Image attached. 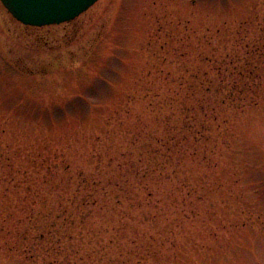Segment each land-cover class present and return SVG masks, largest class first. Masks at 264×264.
<instances>
[{"label":"rangeland","instance_id":"rangeland-1","mask_svg":"<svg viewBox=\"0 0 264 264\" xmlns=\"http://www.w3.org/2000/svg\"><path fill=\"white\" fill-rule=\"evenodd\" d=\"M212 67L233 80L191 98ZM0 86V264H264V0H98L41 27L0 2Z\"/></svg>","mask_w":264,"mask_h":264},{"label":"snow or ice","instance_id":"snow-or-ice-1","mask_svg":"<svg viewBox=\"0 0 264 264\" xmlns=\"http://www.w3.org/2000/svg\"><path fill=\"white\" fill-rule=\"evenodd\" d=\"M204 79L199 80L197 83L190 84L188 88L189 95L191 98L195 99L197 96V93L200 91V89H204V91L208 92L209 94L215 95L218 93H222L229 85V83L233 80L234 72L232 69H220L218 67H212L208 69H204ZM103 79V78H101ZM99 87L102 90L107 91L105 86L103 84H100ZM2 88V86H0ZM89 93L85 94V98L87 97ZM11 95L15 96L17 99H19L20 104L24 106L23 111L24 114L27 115L28 111L31 109L32 104L29 101L28 98H20L19 94L13 90L11 92ZM189 97L188 95L185 96V100H187ZM0 104H3V99H0ZM82 109L87 107V104L81 106ZM128 153L130 156H136L137 160L140 162H143L145 159H148L152 163L158 165L160 168H164L165 164L161 160H157V152L154 149L153 145L149 142H145L139 147H137L135 141L131 142V147L128 149ZM139 153L137 156L136 154ZM12 163L11 159L8 157H5L3 155H0V177H3L5 168ZM35 162H33V167H35ZM135 162L133 160H129V167H134ZM119 167V165H118ZM25 176H27V171H25ZM45 189L51 190L47 182L44 183L43 187L40 189V191H44ZM32 189L29 187L25 190L26 193L31 192ZM40 192H37L36 195H39ZM24 199H27V195L24 196ZM3 210L2 201H0V211ZM87 214V213H86Z\"/></svg>","mask_w":264,"mask_h":264},{"label":"water","instance_id":"water-1","mask_svg":"<svg viewBox=\"0 0 264 264\" xmlns=\"http://www.w3.org/2000/svg\"><path fill=\"white\" fill-rule=\"evenodd\" d=\"M98 0H0L14 19L31 26L61 24L75 19Z\"/></svg>","mask_w":264,"mask_h":264},{"label":"bare ground","instance_id":"bare-ground-1","mask_svg":"<svg viewBox=\"0 0 264 264\" xmlns=\"http://www.w3.org/2000/svg\"><path fill=\"white\" fill-rule=\"evenodd\" d=\"M70 21H72V20H70ZM67 22H69V21H67Z\"/></svg>","mask_w":264,"mask_h":264}]
</instances>
